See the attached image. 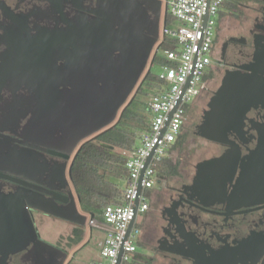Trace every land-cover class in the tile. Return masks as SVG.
Returning a JSON list of instances; mask_svg holds the SVG:
<instances>
[{"label":"water","instance_id":"obj_1","mask_svg":"<svg viewBox=\"0 0 264 264\" xmlns=\"http://www.w3.org/2000/svg\"><path fill=\"white\" fill-rule=\"evenodd\" d=\"M44 1L49 3L45 24L37 22L14 50L19 53L13 68L17 75L12 76L20 85V109L7 111L4 121L22 126V143L32 148L13 147L7 137L0 145V169L18 177L21 186L0 193V264H17L15 255L22 252L26 264H68V253L41 237L32 211L86 225L87 215L68 188L72 163L67 172V161L82 143L115 122L167 15L166 8L162 18L158 0ZM25 87L32 95H23ZM261 101L264 77L255 69L224 79L198 128L202 137L232 148L199 162L195 183L207 180L209 166L217 174L213 177L223 181L234 175L238 155L227 133L240 127L247 111ZM25 180L65 190L70 201L32 191L22 186Z\"/></svg>","mask_w":264,"mask_h":264},{"label":"flooded vegetation","instance_id":"obj_2","mask_svg":"<svg viewBox=\"0 0 264 264\" xmlns=\"http://www.w3.org/2000/svg\"><path fill=\"white\" fill-rule=\"evenodd\" d=\"M48 5L44 0H0V145L7 137L12 139L13 147L32 148L22 143L23 127L15 122L7 123L4 118L7 111L20 109V93L16 91L20 85L12 76L13 68L19 64V53L14 50L21 37L26 39L33 33L37 22L45 24ZM227 15L228 23L224 27L222 20L217 21L212 62L205 72L200 94L190 105V112L191 107L195 108L199 118L195 121L187 114L175 141L178 149L185 148L192 134L206 139L199 134L198 126L227 76L248 73L253 68L264 77V0H239ZM143 84L144 77L140 87ZM25 88L23 95H32V89ZM132 99L120 109L111 128L119 123ZM227 134L238 161L234 175L226 181L213 177L217 174L209 166L207 180L195 183L199 162L229 153L231 145L206 139L212 152L194 164L188 163L187 168L183 161L191 158L189 149L182 157L172 155L179 162V173L164 174L149 192L150 205L139 235L145 252L138 264H264V101L252 106L242 125ZM79 148L68 159L67 172ZM17 179L0 169V193L21 187ZM22 186L48 198L70 201L65 190H53L30 180H25ZM68 188L73 189L81 212L80 199L71 180ZM32 213L34 219L35 213L39 216L38 222L35 220L39 233L44 227L42 230L53 233L54 239L46 238L44 233L41 237L68 253L78 240L81 225L38 210ZM49 221L62 226H58V231H50L46 224ZM23 253L15 255L17 264H26L21 261Z\"/></svg>","mask_w":264,"mask_h":264},{"label":"built area","instance_id":"obj_3","mask_svg":"<svg viewBox=\"0 0 264 264\" xmlns=\"http://www.w3.org/2000/svg\"><path fill=\"white\" fill-rule=\"evenodd\" d=\"M225 1L163 0L172 21L167 24V15L165 21L162 19L159 38L151 53L159 51L158 44L164 37L175 40L176 47L161 51L170 64L161 65L159 78L163 84L147 102L151 112L147 130L138 145L120 152L128 172L122 203H106L99 216H87L86 225L106 233L98 243L101 259L88 264H123L137 251L140 235L137 217L149 209V192L164 178L158 165L172 155L169 149L182 132L187 107L201 92L203 76L212 62L218 15Z\"/></svg>","mask_w":264,"mask_h":264},{"label":"trees","instance_id":"obj_4","mask_svg":"<svg viewBox=\"0 0 264 264\" xmlns=\"http://www.w3.org/2000/svg\"><path fill=\"white\" fill-rule=\"evenodd\" d=\"M238 1L226 0L224 8L227 11L220 9L218 20L226 14L232 13L233 9L237 7ZM166 21L167 24L172 21L169 14H167ZM175 47V40L164 37V40L158 44L159 51L152 55L150 63L160 67L170 64L161 51L165 48ZM162 84L163 81L159 75H153L151 70H147L143 86L148 85L152 88L153 93H156ZM139 89L141 90L142 87ZM189 108L190 105L187 107V114ZM150 118L151 112L148 105L145 104L143 107L134 98L119 123L100 132L96 137L86 140L80 146L71 167L70 180L80 199L81 209L88 211L89 216H99L106 203H122L124 181L128 172L124 165V157L120 152H116L115 148H134L137 145V139H140L137 131L140 134L144 133L149 126ZM131 121L136 132H129L127 129V122ZM103 143L111 145L113 148L105 146ZM174 149H176L175 143L170 147L169 153H172ZM158 170L166 176L176 175L179 173V162L172 155L165 157L158 165ZM120 182H123L122 186ZM69 264L71 263L69 262Z\"/></svg>","mask_w":264,"mask_h":264},{"label":"rangeland","instance_id":"obj_5","mask_svg":"<svg viewBox=\"0 0 264 264\" xmlns=\"http://www.w3.org/2000/svg\"><path fill=\"white\" fill-rule=\"evenodd\" d=\"M158 1L160 4L161 14H162V18H163L164 13L166 11V7H165L163 0H158ZM223 10L227 11V9L224 7H223ZM226 15L224 17H222L221 19H219L220 21L222 20L221 23H222L223 27L225 25H227V23H228V21L226 19L228 15L227 16ZM151 55H152V53H151ZM151 55H150V59L147 63V66H146L144 72L142 73L139 81L137 82L135 88L133 89L132 93L130 94V96L128 98V101L131 100L132 98H135L137 103L143 107L145 106V104H147L150 96L153 93L152 88L149 87L148 85L142 86L141 90L139 89L140 83H141L144 75L146 74L147 70H151V73L153 75H159V73L162 70L159 65H157V64L152 65L150 63ZM195 111H197V110H195V108L193 109V107H191V112H190V108H189L190 113L188 112V114H189L190 118H192L193 120L196 121L199 118V114L195 115L196 114ZM119 113H120V111H119ZM127 129L129 132L135 131V129L132 126V121L127 122ZM137 133H138V136H141L143 134V133L140 134L139 131H137ZM139 142L140 141L137 139V145L139 144ZM123 149L116 147L115 151L121 152ZM186 149H189L192 154H191V158L187 162L183 161L184 168L188 167V163L191 162L192 164H194V163L198 162L199 160L206 158L209 155V153L212 152L211 149L207 145L206 139L200 138L194 134H192L188 138L186 145H185V148L174 149V151L172 152V155H174V157H176V156L182 157L183 153L187 152ZM120 184L122 186L123 182H120ZM81 212L87 216L89 215V212L84 210V209L83 210L81 209ZM145 216H146V213L139 214L137 217V224H141L143 222V219L145 218ZM35 220H36V222H38V220H39V216L37 213H35ZM46 224H47V229H49L50 231L56 230L58 228V226L60 225L55 221H49V222H46ZM60 226H62V225H60ZM42 229H44V227L40 228V232L44 233L43 236H45L46 238L52 239V240L54 239L53 233L47 234ZM58 229L56 231H58ZM105 236H106L105 231L100 229V228H94V227H90L88 225L81 226V233H80V236H79L77 242L75 244H73L68 250V262H70L71 264H88L93 259H96L98 252H99L98 243ZM137 248H138L137 251L139 253L145 252V247L141 243L138 244Z\"/></svg>","mask_w":264,"mask_h":264},{"label":"crops","instance_id":"obj_6","mask_svg":"<svg viewBox=\"0 0 264 264\" xmlns=\"http://www.w3.org/2000/svg\"><path fill=\"white\" fill-rule=\"evenodd\" d=\"M139 226H140V224H138ZM79 238V237H78ZM102 240V239H101ZM77 242V241H76ZM140 243V242H139ZM98 247H99V245H98ZM143 257H144V252L142 253H139L138 251H136L133 255H132V257H131V260L130 261H128V262H125V263H123V264H138V262H140V260H142L143 259ZM99 259H101V257H100V248H99V252H98V255H97V258L96 259H93L92 261H95V260H99ZM92 261H90V262H92ZM89 262V263H90Z\"/></svg>","mask_w":264,"mask_h":264}]
</instances>
